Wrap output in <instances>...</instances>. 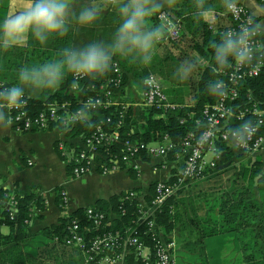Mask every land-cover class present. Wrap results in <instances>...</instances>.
I'll use <instances>...</instances> for the list:
<instances>
[{"label": "trees", "instance_id": "1", "mask_svg": "<svg viewBox=\"0 0 264 264\" xmlns=\"http://www.w3.org/2000/svg\"><path fill=\"white\" fill-rule=\"evenodd\" d=\"M170 4L171 14L169 13V15L179 21L180 28L185 26L188 29V48L198 58V60L193 61L195 67L192 73L195 72V75L189 76L186 80L183 79L184 84L193 90L194 103L192 105H173L168 101L170 105L174 106L172 109L146 107L137 108L134 111L133 108H126L124 104L119 103L118 105L107 106L105 98H103L102 105L95 107L87 105L86 103L90 99H92L91 103L94 104V100L99 97L108 79L116 78L112 68V64L115 62L113 59L108 71L102 75L75 80L73 75L69 73L60 89L47 92L37 98L25 95L23 98L26 103L24 110L30 117H36L51 105L61 106L66 104V111L70 114L77 112L82 114L80 120L71 123L65 129L67 132L66 136L81 138L84 141L95 133L97 127H102V130L107 134H117L118 142L116 144L99 149L100 157L96 158L97 163L111 166L112 158L120 159L119 151L121 144L125 141L139 144L162 143L165 137L173 145V149L167 155L168 159L174 160L177 156L182 155L181 144L183 141L190 135L199 136L204 130L203 125L200 123L204 107L215 104L219 100L221 92L215 87L219 72H228L230 66L236 60H232L230 66L222 70H217L216 68L213 45L219 41L220 34L232 25V21L229 18H227L230 22L228 28H216L212 24L197 19L196 0H171ZM3 19L4 13L0 11V23ZM184 32L182 28L179 39L185 37ZM3 53L1 54L2 60L0 59V82L4 83L7 89L17 83L18 74L22 68L38 64V58L29 59L21 47H13ZM118 65L123 73L122 85L126 84L128 72L134 68L142 69L139 63L133 62L131 58L124 61L119 60ZM156 65L143 68L142 77L156 73ZM159 67L161 69V66ZM73 87L76 88L75 91L72 90ZM116 89L112 84L107 87L109 92L115 94L110 100L117 103L116 97L123 90L120 92ZM238 94V98L233 104L239 106L241 110L247 113L242 120L233 118L229 122L228 128L230 131L241 132L245 125L253 124L256 120V116L248 113L251 111V105L248 101L249 95L255 97L258 100V108L264 110V69H262L258 77L245 79L238 86ZM0 111L5 112L6 110ZM60 113L63 114L64 111H60ZM161 114H164V117ZM262 118L264 119V117ZM56 126H60V124H52L50 129ZM233 152L232 146L218 140L213 157L215 167H206L204 178L191 182L196 184L207 181V179L219 177L223 172L230 170L237 172L234 181H232V187H235L236 190L225 193L220 197L217 204L215 201V207L209 210L208 219L198 218L200 216L195 209L199 205L190 204L192 218H183L187 209L182 214L179 213L181 208L179 204L185 206L186 201L184 198L179 197L185 190L184 186L161 205L153 206L151 203L157 185V183H154L150 186L148 196L144 198L146 208L144 206L141 207L137 200L127 199L129 192H125L118 196H113L107 201H97L91 207L78 209L68 218L60 219L56 226L45 230L44 235L50 241H53L52 251L58 252L62 256L64 264H80L78 252L65 245V239L69 234L67 227L74 219L80 221L87 242L97 235L102 236L107 233L119 232L117 243H121V237H124L126 231L129 230V234L135 233L152 253L158 247V233L167 237L180 224H183L182 229H185L190 234L189 236H191L192 232H195L193 229H199L197 235L193 233L198 240L226 235L239 238L252 236L253 239H261L262 237L264 240V233L261 231L264 227V167L258 160L251 165L245 166L241 161L248 154L238 153L240 155L235 157ZM137 157L141 161L150 159V156L145 151L140 152L136 159ZM234 160L239 163L237 168L232 163ZM120 165L121 170H127L128 174L134 178L135 171L129 169L122 162H120ZM95 169L98 173H102V168L96 167ZM68 172H72V167H68ZM177 180L178 177L175 174V176L170 178L168 184L176 183ZM250 180H255L257 183L258 201L245 198L240 193L241 189ZM133 192L139 196L137 191ZM250 195H252L251 192ZM11 198L16 203V213L13 219L9 217V211L7 210ZM59 206L61 208L64 207L61 200ZM147 207L154 208L152 218L146 215L148 213ZM34 208H42L40 198H36L34 195H11L8 191L0 188V229L6 227L9 230L7 236L0 231V249H3V252H0V258L2 260H9L11 264H19L21 261L27 260L22 257L20 251L21 246L29 241L28 230L30 222L36 217ZM88 209H93L96 213H104L106 215L101 225H94L93 221L88 219ZM149 221L154 222L156 234L149 233ZM239 250L244 252L245 246H242ZM46 251L52 253L46 249H44L43 253H46ZM209 256L210 258L213 257L210 254ZM263 256L262 259H258L256 256L250 255L245 258V261L239 260L237 264H264ZM29 259L31 264H33L32 258L29 257ZM126 260L128 264L135 263V259L132 257H128ZM137 263L141 264L140 261Z\"/></svg>", "mask_w": 264, "mask_h": 264}, {"label": "crops", "instance_id": "2", "mask_svg": "<svg viewBox=\"0 0 264 264\" xmlns=\"http://www.w3.org/2000/svg\"><path fill=\"white\" fill-rule=\"evenodd\" d=\"M120 2L121 0H71L73 11H78L87 5L95 7L98 12L96 19L90 25L83 27L76 24L73 19L70 31L66 36L50 37L45 44L33 39L30 33L26 35L16 34L17 42L10 46L5 47L0 43V59L2 60L1 54H4L2 49L21 47L26 57L28 56L29 59H36L37 57V65H40L59 60L60 52L65 47H77V45L81 47L98 42L108 43L119 23L116 9ZM161 2L163 4L161 12L171 14V0H161ZM235 2L243 5L255 19L264 44V3H260L258 0H235ZM224 3L225 0H206V6L215 10L214 17L209 19L207 23L216 26V28H228L230 26ZM30 4L31 0H0V11L4 13V19L0 25H3L5 20L26 10ZM150 24H157L155 16L152 17ZM182 28L185 31V37L177 42L161 40L155 49L152 62L148 65L139 63L142 69L154 64L162 67L175 64L177 61L174 59L179 60L181 64L192 59V52L187 44L188 29L185 26ZM2 38L3 33L1 32L0 40ZM113 59L118 62L130 58L117 55ZM181 64L178 63L174 68L173 73L176 77H179L177 69ZM142 69L134 68L127 73L124 89L117 97L119 104H124L126 108H133L134 111L137 108H146L143 107L142 103L143 88L141 82L145 78L142 77ZM66 76L63 82L54 89H26L25 95L37 98L47 92L58 90L63 85ZM158 80L160 81L159 78ZM169 81L168 79L167 82ZM173 86L176 88L185 86L183 79L179 77L165 87L161 85L167 99H169L168 101L173 105H187L182 102L176 103L167 95L166 89L169 90ZM0 113L2 112L0 111ZM66 134L67 132L60 127H53L47 131L18 133L5 114L4 118L0 119V188L8 191L11 195H34L36 198H40L42 205L41 209H33L36 217L30 222L29 241L21 246L20 251L22 257L27 260L21 261L19 264H31L29 257L32 258L33 264H64L62 256L58 252L52 251L53 241L44 235L45 230L56 226L60 219L68 218L78 209L91 207L97 201H107L111 197L125 192L137 191L140 196L139 202L144 204V198L148 196L150 186L154 183L169 182L170 178L175 176L183 165V159L178 157L174 160H169L168 157H153L148 161L138 163L140 172L139 174L135 172L134 178L128 174L127 170L103 174L98 173L95 168L82 178H73L72 173L68 172V159L62 156L57 143L66 144V149L69 152L73 143L79 145L81 142L78 138H70ZM232 150L234 149L232 148ZM233 153H235V157L240 155L235 150ZM256 160L264 167V152L257 155H247L243 157L241 162L247 166ZM193 184L195 183L188 182L186 186H183L185 190H188ZM61 192H64L67 197V204L62 208L59 206L60 200L62 201ZM187 193L186 191V195L183 196L184 193L182 195L186 203L191 198ZM208 213L209 211L199 213L200 217H197L208 219ZM192 217L191 211L186 210L183 218ZM182 227L183 224H180L167 237L158 233L165 243L174 244V251L179 258V264L182 262V256L179 253L183 254L186 264H190V260H193L195 264H216V250L222 247L223 241L220 239L222 236L198 240L195 236L199 229H193L195 232L189 236L190 234ZM0 231L5 236L9 234L6 227H2ZM193 233L196 235L194 236ZM216 243H220L217 244L218 248H216ZM235 243L240 245V242L237 243L236 240ZM44 249L52 253L47 251L43 253ZM70 249L78 252V260L80 264H83V254L75 248ZM0 252H3V249H0ZM146 253L149 254V251ZM209 254L213 257L210 258ZM190 257L195 258L191 259ZM0 264L11 263L9 260L0 258Z\"/></svg>", "mask_w": 264, "mask_h": 264}, {"label": "built area", "instance_id": "3", "mask_svg": "<svg viewBox=\"0 0 264 264\" xmlns=\"http://www.w3.org/2000/svg\"><path fill=\"white\" fill-rule=\"evenodd\" d=\"M264 3V0H258ZM226 16L232 21V25L228 29L239 30L241 25L248 24L251 21V26L255 29V35L251 41L252 56L245 62L240 63L235 61L228 72H219V78L215 82V87L221 92L219 100L212 105L204 107L201 113L200 123L203 125V132L199 136L190 135L181 144L182 155L177 156L183 159V165L177 172L178 180L176 183L168 184V182H159L156 185L153 206H159L168 198L172 197L177 191L186 185L188 182L204 178L206 167H215L213 157L216 151V142L218 140L227 143L238 153L257 155L264 152V110L258 108V100L252 95L248 96V101L251 105L249 114L256 116L255 123L245 125L241 132L230 131L228 128L229 122L236 118L242 120L246 111L241 110L239 106L233 103L238 98V86L248 78L258 77L262 69H264V44L261 38V33L258 25L248 10L240 4L236 3V8L233 12H226ZM157 24H165L166 30L161 40L177 42L180 37L179 21L173 19L167 12H160L155 16ZM113 74L115 79L110 78L106 82L104 88L99 94V97L94 100H88L86 103L89 106L95 107L102 105L103 98L106 99L107 106L118 105V102H112L110 98L115 96L109 92L107 87L114 85L118 91L124 89L122 85V71L118 62L112 64ZM75 80L84 77H75ZM143 88V107H155L156 109H172L167 96L163 91L160 81L154 75L145 77L141 82ZM107 86V87H106ZM7 89L6 85L0 82V91ZM116 89V90H117ZM76 90L75 87L72 89ZM118 95V94H116ZM117 98V97H116ZM25 101L19 109H13L7 106L3 100H0V110L6 115L15 131L18 133H29L33 131H47L52 124H60L61 129L65 130L69 125L82 118V114L77 112L70 114L66 111V104L61 106L51 105L44 112H41L36 117H30L24 110ZM64 111V113H60ZM164 117V114H161ZM76 139V138H75ZM81 144L73 143L72 149L68 152L66 144L57 143L58 149L62 156L68 159L69 167H72L73 178H82L96 167L102 168L103 174H108L121 170L120 162L124 163L129 169L139 174L140 169L138 163L141 161L136 156L145 151L150 158L167 157L168 153L173 149V145L165 137L162 143L139 144L125 141L121 144L119 151L120 159L112 158L111 166L104 163H97L96 158L99 156V149L105 146H111L118 142L117 134H107L102 130V127H97L94 134L82 141L78 138ZM211 155V160H207V156ZM62 204L65 207L67 197L64 192L60 193ZM129 200L140 201V196H137L133 191L127 195ZM141 207L146 208V203L139 202ZM153 209L148 208L146 215L153 217ZM9 217L14 218L16 213V203L11 198L8 209ZM87 217L93 221L94 225H101L106 218L104 213H96L93 209L87 210ZM149 233L156 234V227L153 221H149ZM68 236L65 239V245L69 248L77 249L84 256L83 264H128L127 258L135 259L134 264H176V255L174 244H167L158 236V247L152 253L135 233L129 234L126 231L124 237H121V243H117L119 232L107 233L102 236H95L89 242L86 241L84 231L79 220H72L67 227ZM56 241V239H55ZM89 243V245H87ZM149 251V254L146 252Z\"/></svg>", "mask_w": 264, "mask_h": 264}, {"label": "clouds", "instance_id": "4", "mask_svg": "<svg viewBox=\"0 0 264 264\" xmlns=\"http://www.w3.org/2000/svg\"><path fill=\"white\" fill-rule=\"evenodd\" d=\"M161 0H121L117 5L118 26L110 42L89 43L81 47H65L60 59L40 65L25 66L19 71L18 82L0 91V100L13 109L24 103L26 89H54L67 74L75 77H91L104 74L111 66L114 56L131 58L133 62L148 65L152 62L158 43L165 34V24H150L152 17L161 12ZM226 12L236 8L235 0H225ZM98 12L90 5L73 11L71 0H31L30 6L0 25L3 38L0 43L7 47L17 42L16 34H31L41 44L50 37H64L73 23L81 27L90 25ZM215 10L206 6V0H196L197 19L207 22L213 18ZM255 29L248 24L239 30L227 29L214 43V59L217 70L229 67L232 60L247 62L252 56L251 41ZM195 64L182 63L177 69L181 79H188ZM215 90V89H214ZM4 114L0 113V119Z\"/></svg>", "mask_w": 264, "mask_h": 264}, {"label": "rangeland", "instance_id": "5", "mask_svg": "<svg viewBox=\"0 0 264 264\" xmlns=\"http://www.w3.org/2000/svg\"><path fill=\"white\" fill-rule=\"evenodd\" d=\"M2 51L4 52L8 50L2 49ZM191 54H192V59L188 61L193 62L196 59L198 60L197 56L194 53H191ZM174 60H176L177 63L168 64L163 67L161 66V69L159 65L155 66L157 72L154 73L153 75H156L160 79L161 81L160 84L162 83L161 85L163 87H165V85L166 86L169 85L170 82L172 83L174 80L176 81L179 78L174 75L173 71H174V68L178 65V63L181 64V62L177 59H174ZM188 61H185V62H188ZM194 75H195V72L190 74V76H194ZM195 78L196 76L194 77V80ZM168 79L170 80L169 82H167ZM166 93L168 96H170L171 100L176 103L182 102L187 105H191L194 103L193 90L188 85L180 86V88H176L175 86L170 87L169 90L166 89ZM211 157L212 156L209 154L207 156V160H211ZM232 163L234 166H236V168L239 166V163L237 162V160H234V162ZM236 173L237 172H234V170L232 171L230 170L228 172H223V174L219 177H216V178L212 177L211 179H207V181L193 184L190 188H188V190H185L184 192H182L181 195H179L180 198H183L182 197L183 193H184L183 196H185L186 195L185 192L187 191L188 192L187 195L191 196V198L188 201L189 204L186 203V201H185V206H182L179 204V206L182 208V209L181 208L179 209V213L182 214V212L186 209L187 211H189L190 204L194 206L199 205L195 209L198 214L204 213L206 211H209V209L214 208L215 201L217 204L220 197H222L225 193H227L228 191L232 192L236 190L235 187H232V181H234V178L236 177L235 176ZM256 184L257 183L255 180L254 181L250 180V182L246 183L244 188L241 189L240 193L243 196H245V198H250V199L258 201L259 200L258 190H257ZM250 192L252 193V195H250ZM214 212L216 211L214 210ZM261 231L264 233V227H263V230ZM220 239L223 242L221 243V246H222L221 249L216 250V264H224V263L236 264L239 260L245 261L246 260L245 258L250 255L253 257L256 256L258 259H262V256L264 255V240L262 239V237L261 239L259 238L260 240L256 238H254L255 239L254 240L252 236H247L245 238H241V237L239 238V237L232 236V235H228V236L226 235V236L220 237ZM235 240L237 243L242 242V244L237 245L235 243ZM217 244H220V243H216V248H218ZM242 246H245L244 252L239 250ZM179 255L182 256V262L180 264H186L183 254L179 253ZM220 255L222 256L220 257ZM190 258L194 259L195 257H190ZM178 259H179L178 256H176V264H179ZM189 262L190 264H195L193 260L192 261L190 260Z\"/></svg>", "mask_w": 264, "mask_h": 264}]
</instances>
